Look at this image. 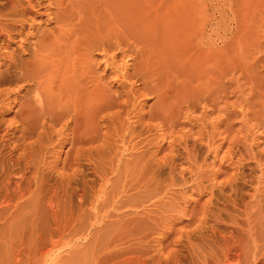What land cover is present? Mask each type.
<instances>
[{
  "label": "rangeland",
  "instance_id": "rangeland-1",
  "mask_svg": "<svg viewBox=\"0 0 264 264\" xmlns=\"http://www.w3.org/2000/svg\"><path fill=\"white\" fill-rule=\"evenodd\" d=\"M52 1H54V0H52ZM125 2H127L128 4ZM133 2H135V0L134 1H131V0H125V1L124 0H112V1H110L111 5L109 3H107L106 6H104L103 2L100 1V2H98L99 4L96 3V7H97V10H99L100 14H102V12H104L103 16L105 14H107L106 16H108V18H109V15H108L109 9H107V8H110V12L114 11L113 13L121 14L122 12L120 13V11H123L126 14H128V13H132V9H133L134 5L136 6V4L137 5L140 4L141 6L145 7V5L148 6V3H149L148 0H144V1L143 0H139V1L137 0V2H135L134 5H132ZM129 4H131L132 6ZM128 5L130 7H132V9L130 7H128ZM140 5L134 7L135 10H133V12H136L137 10H139ZM112 6H113V8H112ZM99 7H103V9L104 8H106V9L102 10V8H100L101 9L100 10V9H98ZM137 7H138V9H136ZM174 7L176 10L173 11ZM129 8L131 9V11ZM171 8H172V11L170 10V12H172V14H177L178 17H177V15H173V17H172V15L170 14L169 26L167 25L168 23L165 22V16H164L165 12L162 9L163 14L162 13H160V14H161V17L163 20L162 19L156 20V25H155L156 28L159 29V30L156 29L157 30L156 31L157 37H154V39H152L153 41L149 40V39L146 40L147 42H145L143 44V47L138 46V47H141V49H139L138 47L137 48L134 47L135 45L134 46L132 45V47H131L132 52L133 51L135 52L138 50L143 51V49L145 47V53L146 54L143 53L144 51L140 52L141 53L140 62L142 61V65H143L144 61L151 63V65H149L150 63L148 64V70L151 72L152 77L150 78L149 81L148 80L143 81L141 78V75H139V73H137L139 71L134 70V67H132V65H129L128 66L129 68H127L129 74H133V72H136L138 74V76L136 77L138 79H136V78L130 79V81L133 80L132 82H133L134 90L136 92L137 91L138 92L136 93L137 96H136L135 104H134L135 107L133 108L134 110L130 109V112H129L130 114H129L128 119H127L128 126H130L132 133L128 134V136L126 137V140L130 141L132 136L134 137L131 139L129 144H126L127 148H129V146H130V149H128V150H130V152L128 150H127L128 152L126 151L127 156L124 153H123V156H121L122 154H119L123 150L122 142L120 141V139L118 140V137H117V135H121V131L118 132V129H117V134L112 133V131H113L111 128L112 125H108L110 127H108V126L104 127V125H101L102 119H98V120L96 119L98 121L96 123L98 126L95 124V122L92 124L95 127L94 128L92 126L93 127L92 131L94 132V135H95V136L94 135L93 136L97 139L96 141L93 142L92 150H91V147L90 148L88 147V145L87 146L84 145L83 147L85 148V150L82 148L83 151L81 152L82 155L80 154V156H78V153L76 154V151H78L77 150L78 146L77 145L75 147L71 146V142L73 140H71L70 138H72L71 132L73 133V128H74L72 123H69L67 132L62 131L63 134H61L60 136L57 137L56 134L50 135L51 136L50 137L51 143H50V141L47 142L46 140H44L45 141L44 146L47 148L49 147L48 148L49 151L47 148L46 149L45 148L40 149L41 146L43 147V145L40 144L39 141H37V139H35V137H33L32 139H29L32 141H29V140L25 141V144L27 142L29 144L28 149H26L27 152H22L21 149H18L17 151L9 154L8 147H5V149L3 151L4 153L1 155L2 157H0V160L4 158L3 160L6 159V161H7L9 155L13 159L18 158L19 155H21L20 153H22V155L26 154V157L29 156V158H24L25 157V155H24L23 159L20 158V165H22L20 169H22V170L25 169V170L23 173H22V171L18 172L16 170L15 172H17L18 175L17 176L16 175L11 176V179H10L11 189H13V187H14L13 184L15 183V181H18L21 178V175H23V174H24L23 176H25L24 180L26 178L25 181L28 182L30 184V186L28 187L29 191L25 190L23 192L24 193L23 197H20V195H18V194L16 195L13 192V190L8 192L9 194H11L10 199H11V196H12V198H14V199L10 200L9 202H8V199L5 200V198H6L5 193L0 191V200H1L0 201V264H212L210 262L211 259H212L213 264H216V262H214V261L215 260L217 261L218 255H220V254H218L219 252H217V251H218L219 247H220V249H222L221 246H223L222 244L220 245V243H219V242H221L220 238L224 239V237H220L219 233L222 230L220 233L221 235H224L225 232H227L229 234V231H231V229H233V228H236V229H234L235 237H232L233 241H236L238 239L242 242V240H243L244 241L243 244L245 245V247L246 248L249 247V249H250L249 250L247 248L248 250L246 249V251H245V257H246L245 261H244L245 264L249 260H252V263H250L251 262L250 261L247 264H254L253 262H255V264H264L262 257H260V254L262 252L260 250H262V248L259 249V247H262V242H264V238L260 237V235H258L260 233L262 234V231H261V224L259 221H257L259 218L261 219V217H258V214L263 213V215H264V212L261 211L262 209L264 210V207H261L262 204H264V192L262 193V191H264V0H172ZM106 16H104V18ZM43 20H45L44 17L41 19V21H43ZM175 21H176V23H175ZM173 22H174V24H172V26H170L171 23H173ZM38 25L41 28L46 29V30L49 26H53V24H49L47 22H46V24L40 23ZM177 27H178V29H177ZM167 28L169 29V33L166 32L168 30ZM200 28L203 30L201 31ZM170 30L174 31V32H171V35H170ZM181 30H183V31H181ZM163 33H165V35ZM167 33L171 37L166 36ZM172 34H173V37H172ZM200 37H202L203 43L199 49V46H197L195 42ZM176 38H178L177 39L178 41L176 40ZM165 40L169 41L170 44L168 42H165ZM180 40H182V41H180ZM184 40H185V42H184ZM170 41H172V43ZM179 41L182 43L180 44ZM148 42H150V43H148ZM166 43H168V44H166ZM19 44H20V42L17 39L15 43L10 44L6 49H3L2 52H4L7 55H10L11 52L17 54V50H14V49H17ZM148 44H150V45L155 44L154 45L155 48H154V46L153 47L151 46L152 48H147L150 46ZM158 44L161 47H159ZM156 46H157V49H156ZM191 46H193V47H191ZM195 46H197V48ZM146 48L149 51H151V53L154 51H157V52L152 53V56L155 55V53H157L155 56H157L158 59L155 57H150L149 55H151V53H149V55H148L149 58H148V56H147L148 51L146 50ZM158 49H160V50L158 51ZM188 49H189V51H188ZM127 55L129 56V57L127 56L125 58V59L128 58L127 60H125V61H127V63L134 64L135 66L138 65L137 62L136 63L134 62V61H136V58H137V57H135V55L134 56L131 55L130 52H127ZM130 56L132 58H130ZM162 56H163V58H162ZM152 58H154L155 60L157 59V61H155V60L152 61L151 60ZM203 58H205L206 60ZM95 59L100 60L99 57H96ZM116 59H117L116 60L117 64H119V62L122 61V57L119 55ZM162 60H164V61H162ZM131 67H132V69H130ZM1 70H3V68H0V71ZM160 71L163 72L164 74L163 73H162L163 75L159 74V73H161ZM108 72L106 73L107 77L105 75V78H106L105 80H107L106 82L111 84L110 85L111 91L119 90V89H117L116 85H113L114 84L113 81L115 80V77L113 80V76H115V75L113 73H111L110 71H108ZM130 72H132V73H130ZM159 75H161V76H159ZM159 77H160V79H159ZM169 77L170 78L172 77L171 80L169 79ZM137 80H139V82H137ZM140 80H142V81H140ZM171 81H172L173 85H172ZM150 85H152V87L156 86V88L154 87V89H153L152 87H150ZM168 85H170V86H168ZM115 86H116V88H115ZM144 86H145V88L150 87L151 91L148 88H146L147 90H144ZM141 87H143V88H141ZM197 90H198V92H197ZM146 91L148 92V94ZM155 91H157L158 94L160 93V91H162L161 93H163V91H164L165 96L167 97V98L165 97L166 99H164V97L160 98V102L162 101L161 102L162 107L160 109H158L160 106L157 107L159 104V101L157 100L158 98L155 97L157 95V93ZM176 91H177V93H176ZM140 92H143V93H140ZM155 93H156V95H154ZM149 94H151V95H149ZM178 95H179V98L181 99V100L178 99L179 102H178V100H175L176 98H178ZM172 98L174 99V101ZM136 100H137V103H136ZM156 100H157V102H156ZM153 105H155V106L153 107ZM163 106H164V108H163ZM156 107H157L158 111L159 110L162 111V110H165V108H168L166 111H162L163 116H165V117L162 116V113H160V111L158 112V115H156L157 114L156 113V111H157ZM151 109L154 110L155 113L152 112ZM170 109L171 110L173 109L172 113H171ZM115 110L116 109H112L110 111V113L116 112ZM133 111H135V112H133ZM149 111H151L152 113ZM183 112H184V114H183ZM13 113L14 112H9V113L5 114L4 118L6 120L12 119L11 117L13 116ZM103 114H107V113H103ZM133 114H135L136 116L138 115V116L136 117ZM143 114H144V116H142ZM151 114H153L154 117ZM102 115H100V117H102ZM169 115L172 117H170ZM133 116H134V118H132ZM158 117L162 118L163 120H161ZM149 118H151L152 120ZM147 119H149V121ZM174 119H176V120H174ZM99 120H101V122ZM166 121L167 122L169 121V123L172 121L171 123L174 125L173 128L169 129V127H167V125H165ZM150 123H151V125H149ZM113 124H114V126H112L113 128L114 127L118 128V123H113ZM135 124H136V127L138 126V128H136L134 126ZM143 124H145V125H143ZM146 124H147V126H146ZM131 125H132V127H131ZM197 125H200V127H203V132H207V130H209L210 133H209V131H208V133L211 134V131H212V134H214V136L213 135H211V136L214 138L213 139L214 142L216 140H218L219 137H220V139L218 140V142H222V138L226 139V143L228 141L230 142V140H234L235 143L237 142L236 143V146H237L236 158H238V160L240 159L241 163L246 165V166H244L243 172H244V174H246L247 177H248V175L250 176V177H248L249 180L247 179L248 180L247 182L252 181L251 185L249 183L246 186L244 185L245 187L242 186L241 187L242 190L240 188L239 192H237V194H234L233 192H231V190L229 188L228 189L230 191H228L227 188L224 190H220V188L218 187V186H220L219 184H221V182L223 180L224 181H225V179L227 180L229 178L227 176L228 175L231 176V174L233 173L232 169H229V168L222 169L220 174L217 172L218 174L216 176V179L214 180L215 185H216V189L219 190L220 192L217 191L216 189H214L215 191L214 190L213 191L215 192V194H212L213 196L211 194H207V192L208 193H210V192L206 191L205 189L208 188V186H209L208 183H210V180H211V173L213 171L216 172V170H218L219 161H217L214 166H211V164H212V163H210V162H212V160L210 158L211 154L210 153H209L210 155L206 154L205 149L203 150V148H201V153H199V155L201 154L200 158L198 156V158H196V161L198 162V160H199L198 165L201 163V165L203 166L202 167L201 165H199V166H201V169H200L201 173L204 171L206 173L204 175H206V176L208 174H210L209 176L206 177V179L209 178V180H206L205 177L204 178L200 177V176L198 177L199 182L200 183L202 182V184L194 183V182L198 181V178L195 177L196 179L195 178L193 179L190 175L185 173L184 178H185V176L188 175L189 179H187L188 178V176H187L184 179V181H186V179H187V181H189V182H187V183L185 182L183 184V187H182V185H181L182 182L179 181V176L176 175V179H178L179 182L177 181V183H175L172 186H169V188H168L167 185L170 184V181L167 178V171L163 170L162 171L163 173L162 172L160 173L161 179L159 176H157L158 179H156L157 181L154 183V184H158L159 186L158 185L154 186L153 182H151L152 180H147V182L148 181L151 182L150 184H152V186L149 184V182H148V184L150 186L146 185L147 182L145 183L146 187L148 189H150V191L153 188V186H154V189L157 188L156 186H158V188L161 187L159 189L158 188L155 189L154 194H153L154 189H152V191L150 192L147 190L145 185H144V188H146V190L143 188L140 191L142 196H143V194H145L143 196V199H142L141 195H137V194L133 193L132 191H131L132 194L130 193V191H128L126 193L125 192L120 193V195H117V194H119V192H117V194H114V191L112 188L115 187V184L118 185V188H119V185L121 184V182H120L121 177H120V179L118 177H119V175H121L122 171H124V167L131 168V165L133 164L131 159L133 157H136V156L139 157L140 156V159L145 160V159H147V155L149 154L148 152H150L149 150H151V152L154 151V149L158 150L155 147L158 148L159 145H161L162 148H161V146L159 147V150L157 151L156 155H157V157L158 156L164 157L165 155L168 154L167 148H168L169 144L173 141L172 138H178L181 134H184V135L186 134L187 141L189 142L187 144V146H188L187 149H189L190 145H192L191 143H193V141H195L196 138L198 139V131L201 128ZM207 125H209V126H207ZM100 126H102L104 128H102ZM212 126H216V127L218 126V127L211 130ZM56 127L58 128V127H60V125H58ZM56 127H55V130L57 131L58 129ZM147 127H149V129H147ZM152 127H154V129ZM107 128H109L110 131L106 130ZM99 129H101V130H99ZM155 129H156V132H155ZM157 129H160V131ZM225 129H226V131H225ZM227 129H229V130L227 131ZM146 132H149V133H146ZM107 133L110 134L112 136V138ZM169 133H170V137H168ZM98 134L99 135L101 134V136H99ZM139 134L141 135V137ZM165 134H166V136H165ZM173 134H175V135H173ZM129 135H130V137H129ZM162 135L164 136L163 138H162ZM17 136H18V134H17ZM102 136H105L106 138H107V136L110 137V139L107 138L108 144L109 143L110 144L109 145L107 144L106 148H105V146L102 147V142L100 141V138H99ZM66 137L67 138L69 137V138L67 139ZM138 137H140V138H138ZM190 137H192V138H190ZM54 138H56L58 140L56 141V139H54ZM112 139H114V140H112ZM157 139H160V140H157ZM33 140H34V142H33ZM70 140H71V142H70ZM111 140L115 143H113ZM134 140H135V142H133ZM161 140H163V141H161ZM191 140H193V141L191 142ZM59 141L60 142L64 141V144L63 145L60 144L61 145L60 146L58 144V143H60ZM118 141H120V142H118ZM30 142H31V144H30ZM32 142H33V145L37 144V146H34L35 148L32 147L33 146ZM35 142H37V143H35ZM137 142L138 143L140 142V144L138 145ZM166 142H167V144H166ZM218 142L216 141L215 143L218 144ZM111 143H112V145L117 144L119 146L118 147H117V145L111 146ZM146 143H147V146H144ZM226 143L224 144V148H222L220 150L219 155H218V159H220V157L222 156V153L225 151V147L227 145ZM52 144H54L53 147H52ZM153 144H154V146H153ZM30 145H32V146H30ZM56 146H58V147H56ZM108 146H110V147H108ZM59 147H61V148H59ZM121 147H122V149L120 150ZM133 147H135L134 149L136 150L137 154H136L135 150L133 149ZM141 147H143V149L148 151L147 152L148 154ZM30 148H34L33 151L35 154L33 153L32 149L29 150ZM178 148L181 151V147H178ZM35 149H39V150H37L39 153H37V151ZM86 149H87V152H86ZM50 150H51V152H50ZM116 150H117V153H116ZM160 150H161V152H160ZM202 151H204V153H202ZM44 152L45 153L47 152V154L45 155ZM138 152H139V154H138ZM165 152H166V154H165ZM69 153H70V155H68ZM87 153L89 154L88 156H87ZM111 153H112V155H111ZM33 154H34V157H32ZM36 154H38V156H41V157H37ZM94 154H95V156H93ZM131 154H133V155H131ZM203 154H205V155H203ZM4 155H6V156H4ZM43 155H44V158H43ZM74 155L78 156V157L76 158ZM107 155L108 156L111 155L110 158H112V160L115 158L116 159L119 158V155H120V158L124 157L123 163H121L122 159L120 160V164L121 165L123 164V168L119 166L120 164L118 165L120 167V169L117 166L115 167V165H116L115 160L116 159L114 160L115 162H110L113 165L112 166L113 171L110 170L111 166L108 167V170L106 168H104V166H105L104 162L107 161L106 160ZM143 156L144 157L146 156V158H141ZM30 157H31V159H30ZM79 157H81V158H79ZM162 157H160V158H162ZM203 157H205V158H203ZM125 158H127V161L130 160V162H128L129 163L128 165L130 167L128 165L125 166V164H124L126 161ZM24 159H28L27 160V161H29L28 167L27 166L23 167L24 166ZM34 159H36V160H34ZM79 159H81V160H79ZM31 160L33 161V163ZM43 160H45L46 162ZM77 160L79 162L76 165L74 163ZM85 160H87V161H85ZM34 161L36 162V164ZM43 162H45V163H43ZM55 162H56V164H55ZM257 162H258L259 166H256ZM108 163H109V161H108ZM180 163H181V161H180ZM202 163L206 164V166L203 165ZM207 163L208 164L210 163V164L207 165ZM32 164L35 166L34 169H33L34 166ZM37 164H39L40 167H38ZM44 165H45V168L47 167L46 169L43 167ZM52 165H53V167H51ZM226 165H227L226 163L223 164V166H226ZM92 166L95 167V170L96 169L97 170L91 171L90 169H94V168H92ZM26 167L29 169H27ZM89 167H91V168H89ZM255 167L256 168L259 167V168H257L258 170L255 169ZM215 168H216V170H215ZM114 169L117 172H114ZM178 169H179V166L177 165L176 171H178ZM202 169H204V170H202ZM43 170L45 171V174H43L44 173ZM52 170H53V172H52ZM77 170L81 171L80 172L81 174L76 172ZM250 170H252V172ZM0 171H1L0 172V181H2L4 179V177L2 174V166L1 165H0ZM97 171L100 174H102V177H104L103 180L105 179V181H106V179L109 178L110 181H109V183H107V188L105 189V193H107V194L106 195L104 194L103 196H100L99 198L94 199V197L96 198L97 195H99V194H97V193H99L97 191H99L98 189L101 187L100 185L105 183V181L103 182V180L101 182L102 177L100 176L99 173H96ZM164 171H165V173H164ZM209 171H211V173ZM93 172H94V174H93ZM19 173H22V174H19ZM48 173H49V175L51 173L52 174L49 176ZM46 174H47V176H46ZM56 174H57V176H56ZM61 174H63V175H61ZM202 174H200V175L202 176ZM38 176H39V180L37 178ZM42 176H44V179L42 178ZM31 177H32V179H31ZM48 177H52V178H49L50 179L49 180ZM162 177L164 179H162ZM191 178L194 181H192ZM201 178H203V179H201ZM256 178H257V182H255ZM258 178H259V180H258ZM33 179L36 180L37 183ZM42 179H43V181H42ZM200 179H201V181H200ZM72 180L74 181V183L71 182ZM162 180H163V183H162ZM33 181L35 184L34 183L32 184ZM82 181L84 184H85V182L86 183L89 182L91 184L90 186H92V187H90L89 184H85V185L82 184L81 183ZM190 181H192V182H190ZM206 181H208V183H206ZM214 181H213V183H214ZM258 181L259 182L261 181L263 183H261V182L258 183ZM26 182H23V183H26ZM66 182H67V185H66ZM36 184H40L41 186L42 185H44V186H42L40 189H38L35 187ZM195 184L198 187H196ZM203 184L204 185L207 184V185L203 186ZM259 184H260V186H259ZM45 185H46V187H45ZM161 185L164 187H162ZM68 186L70 188H68ZM81 186H83V187L85 186V187L81 189ZM87 186H89V187H87ZM108 186H109L110 191L108 189ZM200 186L201 187L203 186L204 188H200ZM110 187H112V188H110ZM116 187H115V189H117ZM254 187L258 188L259 191L262 190V191H260V193H257V195L255 196V198H257V199L250 198L251 194H253ZM67 188L69 191L67 190ZM88 188L93 192L87 190ZM198 188H199V190L200 189L201 190L199 191ZM31 189H32V191H31ZM74 189H75V191H74ZM84 189H86L87 191H85ZM107 189L109 192L106 191ZM111 189H112L113 193L111 192ZM143 190H145V191H143ZM157 190H160V191H157ZM202 190H204V191H202ZM33 191H35V193L37 195H35V193ZM36 191H38V193ZM190 191H192V193ZM121 192H122V190H121ZM12 193L14 194V196ZM54 193H55V195H54ZM140 193H138V194H140ZM150 193H152V195H150ZM38 194H41V195H38ZM81 194L86 195L85 196L86 203H85V201H83L84 207L83 206L79 207V203H81V201H82L80 199ZM111 194H112V197L110 196ZM113 194H114V196H113ZM121 194H122V196L125 194L126 195H125V197L123 196V198H122ZM134 194H135V196H133ZM216 194H218V195H216ZM65 195H68V196H65ZM79 195H80V198H79ZM182 195H183V197H182ZM209 195L212 197H214V195H215V197L209 198ZM130 196H131V198L132 197L133 198L129 199ZM184 196H185V199H184ZM228 196H229V198H228ZM236 196L238 197L239 200L237 199ZM259 196H261V197H259ZM49 197H51V198H49ZM91 197H93V200ZM103 197H106V198L109 197L113 203L110 200H108V198L103 199ZM113 197H114V199H113ZM230 197H232V199ZM16 198H18V199H16ZM119 198H120V200H122V199L125 200V198H126V200L122 204L123 200L121 202L119 200ZM136 198L142 199V202H140L141 204L138 203V205L136 204V205L131 206V207L128 204H126L127 200L133 201ZM262 198H263V200H261ZM49 199H51V201H53V205H52L53 211H58V209H56V208L53 209L55 206H57V208H60L59 211L57 212L58 216H59L58 218L60 219V221L57 218V220H55V223H54V220L52 218L53 211H51V209L48 207V205H46L47 201ZM87 199H89V200H87ZM138 199H136V200H138ZM208 199H210L212 201H210ZM230 199H231L232 203L230 202ZM94 200L95 201L97 200V202L94 203ZM28 201H30V202H28ZM35 201H38L39 204H37L38 202H35ZM233 201L235 202L236 206H237L238 201H240L238 204H239V206L241 205V207H239V206L236 207L234 205ZM7 202L9 205L5 204ZM91 202H93L95 207L97 206V208H96L97 210L91 204ZM117 202H118V204H120V203L121 204L118 205ZM174 202H175V204H174ZM16 203H18V204L16 205ZM87 203L88 204L90 203L91 205L90 204L88 205ZM107 203H108V205H110L109 207H108ZM204 203H205V205H204ZM208 203H210L211 205H209ZM85 204H87V205H85ZM111 204H113L114 209H113V206ZM90 206H93L94 208L90 207ZM127 206H128V208H131V210L130 209L125 210V208H127ZM136 206H138V207H136ZM243 206H244V208H242ZM110 207H112V208H110ZM203 207L204 208L206 207L209 211L208 212L205 211L206 209L203 210ZM223 207H224V209H223ZM232 207H234V208L231 209ZM245 207L250 209V210L252 209L251 211L253 213H251V211L247 210ZM17 208H18V210H17ZM240 208H242L243 210ZM121 209L123 211H121ZM132 209L134 210V212ZM210 209L212 211H210ZM234 209L235 210L239 209V211H242V212H239V215H237L238 211H235ZM35 210H37V211H35ZM78 210H80V212ZM90 210H91V213H90ZM114 210H115V212L113 213ZM61 212H63V213L61 214ZM68 212L70 214L71 213L72 214L70 215V214H68ZM92 212L94 214H92ZM202 212H204L205 214H202ZM210 212H212V213H210ZM213 212H215L214 215H213ZM233 212L235 215H232ZM244 212H246V213L250 212V215H249L250 219L248 221H251V222H249L248 224H250V226H252L251 227L252 229L253 228L255 229V230L253 229L251 233L257 237H250L252 240L246 236V234H247L246 228L247 227L244 228L245 227L244 226L245 221H244L243 225L240 224V222L242 220H240V222L237 221V219L238 220L242 219V218H240L241 216L245 217V215L243 214ZM226 213L227 214L230 213L231 215H227ZM80 214H82V217L85 214L86 217L82 218L80 216ZM90 214H92V216H90ZM209 214H211V216ZM240 214H241V216H240ZM62 215L64 216L63 219H65L67 217L65 215H68L69 218H72V219H69L67 217L66 220L67 219H69V220H67L68 222L66 223V220L63 221V219H62ZM122 215H126V216L123 217ZM128 215L135 216V218L133 219L132 216L129 217ZM201 215H203V217L205 216L207 219L205 218L206 220H203L204 218ZM263 215H262V218H263ZM78 216L81 218L78 219ZM93 216L94 217L96 216V217L93 218ZM136 216H138L139 218L138 217L136 218ZM199 216H201V217H199ZM208 216H210V217H208ZM229 216H231V217L229 218ZM237 216H239V217H237ZM53 217H54V215H53ZM122 217L124 219L128 220V221L124 220L126 223L123 225L121 223V222H124ZM140 217L142 218V220ZM214 218H216V219L213 221L212 219H214ZM255 218H257V219L255 220ZM82 219H83V221H82ZM116 220H118V221L120 220V221L118 222ZM129 220H131V222ZM235 220L237 222H235ZM74 221H76V222H74ZM254 221H256V222L254 223ZM262 221L263 220H261V222ZM58 222L59 223L61 222L60 225L58 224ZM204 222L205 223L208 222V223H206L207 225ZM212 222L213 223L216 222L218 225L216 223L213 225ZM230 222L232 224V227H229V226H231ZM234 223L235 224L239 223L238 224L239 227L244 226L243 228L245 230L242 227H241V229L240 228L237 229L238 226L234 225ZM242 223H243V221H242ZM200 224L205 225V227H204L205 230H204L203 226L200 227L202 229L197 227ZM220 224H221V226H219ZM248 224H247V226H248ZM130 225H131V227H130ZM209 225H212V227L215 230L212 229V227ZM57 226L60 228V231L58 230L59 228L57 229ZM254 226L255 227L257 226L258 228L256 229ZM259 227H260V229H259ZM124 228H125V230H124ZM56 229H57V231H56ZM130 229H132V230H130ZM199 229L203 230L204 232L200 231ZM211 229L213 232L211 231ZM61 230H63V231H61ZM72 230H74V231L76 230L75 231L76 233ZM258 230L260 231V233ZM124 231H126L127 233ZM197 231H199V232H197ZM209 231H210V233H209ZM58 232L60 234H62V236H60V234ZM235 232L240 233V234H235ZM200 233H201V235H203V237L200 235ZM211 233L215 234V236H217V237H212ZM228 234H225V235H228ZM237 235H241V236L239 237ZM120 236H122V237H120ZM253 239L256 240V242H258L260 244V245L258 244V249L260 252L257 251V253H256V256L258 255V257H256L255 255L250 253L251 249L253 247V245L251 247L250 244H252L251 242H253ZM218 240H220V241H218ZM248 240H249V242H248ZM221 243H223V242H221ZM216 244L219 246H217ZM246 245H248V246H246ZM215 246H217L218 249ZM248 251L254 257L253 256L250 257V255L247 256L249 254ZM215 253L217 254V257H216ZM220 253H221V251H220ZM213 256L216 258L214 259ZM255 257H256V259H255ZM250 258H252V259H250ZM234 259H235V256H234Z\"/></svg>",
  "mask_w": 264,
  "mask_h": 264
},
{
  "label": "bare ground",
  "instance_id": "bare-ground-1",
  "mask_svg": "<svg viewBox=\"0 0 264 264\" xmlns=\"http://www.w3.org/2000/svg\"><path fill=\"white\" fill-rule=\"evenodd\" d=\"M102 1L104 6H106L107 3H110V1L112 0H0V68H3V70L0 71V157H2L1 155L4 153V149L5 147H8L9 149V154L17 151L18 149H21L22 152H27L26 149H28L29 147V144L28 142L25 144V141L26 140H29V139H32L33 137H35V139H37V141H39L40 144L43 145V147L41 146L40 149L42 148H47L44 146L45 144V141L46 140L47 142L50 141L51 143V139H50V135H53V134H56V136H60L61 134H63L62 131H66L68 130V125L69 123H72L74 128H73V133L71 132L72 134V138H70L71 140H73L71 142V146L72 147H75L76 145L78 146L77 150L76 151V154L78 153V156H80L81 152L83 151V149L85 150V148L83 147L84 145L87 146L90 148L91 147V150H92V145H93V142L96 141L97 139L94 137V132L92 131L93 129V123L95 122V124L98 122L97 120L98 119H102V124L101 125H104L105 126H108V125H112L114 126L113 123H118V128H112V133H116L117 134V129H118V132L121 131V135H117L118 137V140L120 139V141L122 142V145H123V150L122 152H120L119 154H122L121 156H123V153L126 155V151L128 149H130V146L129 148L126 147V144H129V142L131 141L132 138H134L132 135V138L130 139V141L126 140V137L128 136V134H131V129H130V126H128V116H129V112H130V109H133L135 107V99H136V92L134 90V87H133V80L130 81V79L132 78H136L138 76L137 73H139V75H141V78L143 81H149L150 78L152 77V74L151 72L148 70V63L147 61L143 62V65H142V61L140 62V58H141V53L140 52H143L144 54L145 53V47L143 49V51L141 50H138V51H131L132 50V45L134 47H138V46H141L143 47V44L145 42H147L146 40H152L154 39V37H157L156 35V31L159 30L158 28H156V20L158 19H162L161 17V14H163L162 12V9L164 10V16H165V22L168 23L167 25L169 26V23H170V14L172 15H177V14H172V12H170V10L172 11V8H171V3H172V0H148L149 3H148V6L145 5V7L139 6V10H137L136 12H133V10H135L134 7L138 6L136 4V6L134 5L135 2H137V0H135V2L132 3V5H134L133 9L132 7H130L129 4L128 7H130L132 9V13H128L126 14L125 12L123 11H120L121 14H117V13H113L114 11L110 12V8H107L109 9V18L108 16H106L107 14H105L104 16H106L104 18L103 14L104 12H102V14L99 13V10H97V7H96V3L99 4L98 2ZM125 1V0H124ZM131 1H134V0H131ZM139 1V0H138ZM144 1V0H143ZM123 2V1H122ZM124 3V2H123ZM127 3V2H125ZM128 4V3H127ZM131 5V6H132ZM142 7V8H141ZM102 8V10L106 9L103 7H99L98 9ZM113 8V6H112ZM129 8V9H130ZM130 9V11H131ZM138 9V7L136 8ZM101 10V9H100ZM123 10V9H122ZM161 10V11H160ZM176 10L175 7L173 9V11ZM118 12V11H117ZM103 16V17H102ZM45 18V20L41 21L42 18ZM176 17V16H175ZM178 17V15H177ZM173 19V18H172ZM183 19V18H182ZM163 20V19H162ZM173 21V20H172ZM180 21V20H179ZM49 23V24H53V26H49L46 29H43L41 28L38 24L40 23H45L46 24ZM185 22V21H184ZM187 22V21H186ZM176 23V21H175ZM173 23H171L170 26H172ZM196 26V25H195ZM159 27V26H158ZM169 28V27H168ZM167 28V29H168ZM157 29V30H156ZM176 29V28H175ZM178 29V27H177ZM176 29V30H177ZM201 29V28H200ZM162 30V29H161ZM180 30V29H179ZM203 29H201L202 31ZM183 31V30H181ZM169 33V29L166 31ZM171 32H174L173 30H170V35H171ZM178 32V31H177ZM167 35L166 36H170V35ZM165 35V33H163ZM177 34V33H176ZM194 35V34H193ZM187 36V35H186ZM171 37V36H170ZM172 37H173V34H172ZM181 37V36H180ZM175 38V37H174ZM18 39V41L20 42V44L18 45L17 49H14V50H17V54L16 53H12L10 55H7L5 54L3 51V49H6L10 44L12 43H15L16 40ZM157 39V38H156ZM178 38H176L177 40ZM180 39V38H179ZM182 39V38H181ZM153 41V40H152ZM160 41V40H159ZM178 41V40H177ZM182 41V40H180ZM179 41V42H180ZM190 41V40H189ZM165 42H168L167 40H165ZM164 42V43H165ZM172 43V41H170ZM185 42V40H184ZM183 42V43H184ZM191 42V41H190ZM150 43V42H148ZM166 43V44H168ZM182 42H180L181 44ZM197 46H199V49H200V46H202V43H203V40H202V37L198 38L197 41L195 42ZM170 44V43H169ZM175 44V43H174ZM179 44V45H180ZM187 44V43H186ZM146 45V44H145ZM150 45V44H148ZM147 45V46H148ZM155 44H151L149 47L147 48H152ZM172 45V44H171ZM184 45V44H183ZM191 45V44H190ZM152 46V47H151ZM159 46V44H158ZM197 46H195L197 48ZM133 47V48H134ZM141 47H138L139 49H141ZM161 47V46H159ZM171 47V46H170ZM189 47V46H188ZM193 47V46H191ZM194 47V48H195ZM146 48V50L148 51V54L147 56L149 55V53H151V51H149L148 49ZM155 48V46H154ZM13 49V48H12ZM156 49H157V46H156ZM163 49V48H162ZM161 49V50H162ZM160 49H158L159 51ZM165 50V49H164ZM13 51V50H12ZM189 51V49H188ZM202 51V50H201ZM200 51V52H201ZM212 51V50H211ZM6 52V51H5ZM127 52H130L131 55H135L136 58V61H134L135 63L137 62L138 65H134V64H129L127 63V59H125L128 55H127ZM154 52H157V51H154ZM152 52V53H154ZM177 52V51H176ZM142 53V54H143ZM152 53L151 55H149L150 57H155L158 59L157 56H155L157 53H155V55L152 56ZM216 53V52H215ZM198 54V53H197ZM202 54V53H201ZM213 54V53H212ZM119 56L122 57V63L119 62V64H117L116 62V58ZM159 55V54H158ZM163 55V54H162ZM165 55V54H164ZM175 55V54H174ZM196 55V54H195ZM207 55V54H206ZM148 56V58H149ZM161 56V55H160ZM159 56V57H160ZM166 56V55H165ZM172 56V55H171ZM194 56V55H193ZM96 57H99L100 60H96L95 58ZM129 57V56H128ZM134 57V58H135ZM120 58V57H119ZM130 58H132L130 56ZM163 58V56H162ZM161 58V59H162ZM191 58V57H190ZM143 59V58H142ZM157 59L155 60L154 58H152L151 60H155L157 61ZM166 59V58H165ZM205 59V58H203ZM135 60V59H134ZM145 60V59H144ZM160 60V59H159ZM206 60V59H205ZM151 61V62H152ZM161 61V60H160ZM164 61V60H162ZM159 62V61H158ZM121 63V64H120ZM154 63V62H153ZM161 63V62H160ZM157 64V63H156ZM129 65H132V67H134V70L136 71H139V72H133V74H129L128 72V69L129 68L128 66ZM151 65V63L149 64ZM153 65V64H152ZM161 65V64H160ZM154 66V65H153ZM132 67L130 69H132ZM161 67V66H160ZM150 68V67H149ZM110 71L111 73H113L115 76H113V80H114V77H115V80L113 81L114 84L113 85H116L117 86V89L119 90H116V91H111V84L106 82L107 80H105V75L106 73ZM159 72V71H158ZM161 72V71H160ZM109 73V72H108ZM110 73V74H111ZM132 73V72H130ZM156 73V72H155ZM163 72L159 73V74H162ZM164 74V73H163ZM162 74V75H163ZM157 76V75H156ZM161 76V75H159ZM107 77V75H106ZM109 78V77H108ZM162 78V77H161ZM165 78V77H164ZM167 78V77H166ZM172 78V77H171ZM171 78L169 77V79L171 80ZM138 79V78H136ZM160 79V77H159ZM163 79V78H162ZM168 79V80H169ZM140 80V81H142ZM130 81V82H129ZM158 81V80H157ZM160 81V80H159ZM164 81V80H163ZM162 81V82H163ZM166 81V80H165ZM206 81V80H205ZM212 81V80H211ZM111 82V81H110ZM135 82V81H134ZM137 82H139V80H137ZM165 83V82H164ZM172 83V81H171ZM162 84V83H161ZM167 84V83H166ZM173 85V83H172ZM215 85V84H214ZM115 86V88H116ZM146 86V85H145ZM144 86V90H147L146 87L145 88ZM161 86V85H160ZM170 86V85H168ZM208 86V85H207ZM150 87H152V85H150ZM148 88L150 89L151 91V88ZM156 88V86H154ZM154 87H152L154 89ZM216 87V86H215ZM143 88V87H141ZM174 89V88H173ZM138 90V89H137ZM172 90V89H171ZM200 90V89H199ZM149 91V90H148ZM149 91V92H150ZM145 92V91H144ZM147 92V91H146ZM157 93V91H155ZM162 91H160V93L156 95V93L154 95H156L155 97H157L158 101H159V104L157 107H159L158 109H160L162 106L161 102H160V98L164 97V99H166L167 97L165 96V93L163 91V93H161ZM169 92V91H168ZM198 92V90H197ZM22 93V94H21ZM140 93H143V92H140ZM151 93V92H150ZM153 93V92H152ZM177 93V91H176ZM146 94V93H145ZM148 94V92H147ZM139 95V94H138ZM151 95V94H149ZM153 95V94H152ZM174 95V94H173ZM176 95V94H175ZM166 97V98H165ZM175 97V96H174ZM138 98V97H137ZM169 99V98H168ZM173 99V98H172ZM180 99L179 98V95H178V98H176L175 100H178ZM190 99V98H189ZM156 100V102H157ZM181 100V99H180ZM174 101V99H173ZM219 101V100H218ZM179 102V100H178ZM188 102V101H187ZM136 103H137V100H136ZM172 103V102H171ZM183 103V102H182ZM213 103V102H212ZM216 103V102H215ZM157 104V103H156ZM138 105V104H137ZM167 105V104H166ZM155 105H153L154 107ZM173 106V105H172ZM156 107V109H157ZM138 108V107H137ZM164 108V106H163ZM174 108V107H173ZM112 109H116L114 113H110V111ZM136 109V108H135ZM154 109V108H153ZM156 111V115H158V112L160 111ZM168 108H165V110H162V111H166ZM134 110V109H133ZM152 110V109H151ZM155 110V109H154ZM154 110H152V112H154ZM173 110V109H172ZM172 110L170 109L171 113H172ZM136 111V110H135ZM133 111V112H135ZM162 111H160V113H162ZM9 112H14L13 113V116L11 117L12 119L10 120H6L4 118V115L9 113ZM151 112V111H149ZM151 112V113H152ZM103 113H107V114H103ZM155 113V112H154ZM170 113V112H169ZM168 113V114H169ZM104 116H103V115ZM137 114V113H136ZM139 114V113H138ZM149 114V113H148ZM147 114V115H148ZM184 114V112H183ZM100 115H102V117H100ZM135 115V114H133ZM150 115V114H149ZM153 116V114H151ZM132 116V115H131ZM136 116V115H135ZM138 116V115H137ZM136 116V117H137ZM144 116V114L142 115ZM161 116V115H160ZM162 116H163V113H162ZM170 116V115H169ZM100 117V118H99ZM154 117V116H153ZM157 117V116H156ZM165 117V116H163ZM172 117V116H170ZM134 118V116L132 117ZM140 118V117H139ZM138 118V119H139ZM144 118V117H143ZM152 118V117H151ZM149 118V119H151ZM160 118V117H158ZM183 118V117H182ZM97 119V120H96ZM137 119V120H138ZM141 119V118H140ZM149 119H147L149 121ZM154 119V118H153ZM161 120H163L162 118H160ZM193 119V118H192ZM152 120V119H151ZM176 120V119H174ZM199 120V119H198ZM101 122V120H99ZM142 121V120H141ZM147 121V122H148ZM159 121V120H158ZM139 122V121H138ZM172 122V121H171ZM169 123V121L165 123V125H167V127H169V129L173 128V124L172 123ZM174 122V121H173ZM140 123V122H139ZM146 123V122H145ZM149 123V122H148ZM162 123V122H161ZM210 123V122H209ZM94 124V125H95ZM100 124V123H99ZM179 124V123H178ZM203 124V123H202ZM60 125V127H56ZM97 125V124H96ZM145 125V124H143ZM151 125V123L149 124ZM156 125V124H155ZM162 125V124H161ZM213 125V124H212ZM93 126V127H92ZM98 126V125H97ZM136 127V124L134 125ZM147 126V124H146ZM164 126V125H163ZM176 126V125H175ZM180 126V125H179ZM200 127V125H197ZM209 126V125H207ZM55 127L58 129L57 131L55 130ZM102 127V126H100ZM102 127V128H104ZM110 127V126H108ZM132 127V125H131ZM158 127V126H157ZM205 127V126H204ZM218 127V126H217ZM216 126H212L211 127V130L212 129H215L217 128ZM95 128V127H94ZM138 128V126L136 127ZM151 128V127H150ZM154 129V127H152ZM201 129L198 131V139L195 141L191 140V142L193 141V143H191L192 145H190L189 149H187V144L189 143L187 141V136L186 134H181L178 138H172L173 141L169 144L168 146V154L165 155L164 157L159 158L157 157L156 153L157 151L159 150V147L161 145L157 147H155L156 149L158 150H155L151 152V150H149L150 152L146 151L145 149H143V147H141L143 150H145V152L148 154L147 155V159L145 160H142L140 159V156L139 157H133L131 159V161L133 162V164L131 165V168H128V167H124V171H122L121 175H119V179H120V182L121 184L119 185V188H118V185L115 184V187L117 189L112 188L113 191H114V194H117V192H119V194L117 195H120V193H123V192H128L130 191V193L132 194L135 193L137 195H141L140 191L144 188V185L145 183L147 182V180H152L151 182H153V185H158V184H154L158 179L157 176L160 177L161 179V176H160V173L163 171V170H166L167 171V178L168 180L170 181V184L167 185V187L169 188V186H172L174 185L175 183H177L178 179H176V175L179 176V181L182 182V187H183V184L186 182H189L187 181V179H189V176L190 175L193 179L195 177H206L209 176L210 174H208L207 176L204 175L206 174L204 171L201 173V163L198 165V162L196 161V158H200V155L199 153H201V148H203V150L205 149V153L206 154H209L212 162L211 166H214L215 163L217 161H219V165H218V170H216V172H212L209 171L211 173V180H210V183H208V181H206V183H208V188H206L205 190L206 191H209L210 193L207 192V194H215V190L216 189V185H215V179H216V176L217 174L222 171V169H232L233 170V173L231 174V176H227L229 177L227 180L225 179V181L221 182V184H219L220 186H218L220 188V190H224V189H230L231 192H233L234 194H237V192H239V189L242 187V186H246L247 184L250 183L251 185V182H247L249 179L248 177H250L248 175V177L246 176V174H244L243 172V169H244V164L241 163L240 159L238 160V158H236V152H237V146H236V143L234 140H230V142L228 141L226 143V139H223L222 138V142H218V140H216L218 142V144H216L214 142V138L211 136L214 134H212V131H211V134L209 130H207V132H203V127H200ZM141 129V128H140ZM147 129H149V127H147ZM101 130V129H99ZM106 130H109V128H107ZM143 130V129H142ZM160 131V129H157ZM162 130V129H161ZM219 130V129H218ZM229 129H227L228 131ZM95 131V130H94ZM110 131V130H109ZM108 131V132H109ZM154 131V130H153ZM166 131V130H165ZM209 131V133H208ZM226 131V129H225ZM234 131V130H233ZM65 132V133H66ZM96 132V131H95ZM99 132V131H98ZM134 132V131H133ZM155 132H156V129H155ZM164 132V131H163ZM184 132V131H183ZM223 132V131H222ZM64 133V134H65ZM97 133V132H96ZM100 133V132H99ZM103 133V132H102ZM145 133V132H144ZM146 133H149V132H146ZM159 133V132H158ZM165 133V132H164ZM163 133V134H164ZM180 133V132H179ZM189 133V132H188ZM217 133V132H216ZM18 134V136H17ZM108 134V133H107ZM119 134V133H118ZM196 134V133H195ZM240 134V133H239ZM94 135V136H93ZM99 135V134H98ZM97 135V136H98ZM109 136H111L110 134H108ZM140 135V134H139ZM138 135V136H139ZM168 135V134H167ZM175 135V134H173ZM189 135V134H188ZM227 135V134H226ZM64 136V135H63ZM66 136V135H65ZM101 136V134L99 135ZM166 136V134H165ZM192 136V135H191ZM196 136V135H195ZM217 136V135H216ZM70 137V136H69ZM68 137V138H69ZM130 137V135H129ZM141 137V135H140ZM138 137V138H140ZM156 137V136H155ZM164 136L162 135V138ZM168 137H170V133L168 135ZM176 137V136H175ZM226 137V136H225ZM67 138V137H66ZM67 138V139H68ZM100 138V141L102 142V147L107 146L108 144V139H110V137L107 136V138L105 136H102V137H99ZM112 138V136H111ZM159 138V137H158ZM192 138V137H190ZM218 138V137H217ZM56 139V138H54ZM65 139V138H64ZM117 139V138H116ZM115 139V140H116ZM129 139V138H128ZM155 139V138H154ZM233 139V138H232ZM251 139V138H250ZM58 139H56L57 141ZM114 140V139H112ZM111 140V141H112ZM142 140V139H141ZM157 140H160V139H157ZM164 140V139H163ZM161 140V141H163ZM168 140V139H167ZM236 140V139H235ZM29 141H32V140H29ZM36 141V140H35ZM55 141V142H56ZM118 141V142H120ZM237 141V140H236ZM34 142V140H33ZM33 142H32V145H33ZM46 142V143H47ZM54 142V143H55ZM60 142V141H59ZM113 142V141H112ZM135 142V140L133 141ZM154 142V141H153ZM37 143V142H35ZM115 143V142H113ZM155 143V142H154ZM159 143V142H158ZM227 144L226 147H225V151L222 153V156L220 157V159H218V155H219V152L222 148H224V144ZM31 144V142H30ZM49 144V143H48ZM59 145H63L64 144V141H61L60 143H58ZM110 144V143H109ZM108 144V145H109ZM132 144V143H131ZM137 144L139 145L140 142ZM167 144V142H166ZM30 145V146H32ZM51 145V144H50ZM54 144H52V147H53ZM60 145V146H61ZM115 145V144H114ZM112 145L111 143V146H114ZM117 145V144H116ZM115 145V146H116ZM135 145V144H134ZM34 146H37L36 145H33L32 147ZM47 146V145H46ZM49 146V145H48ZM119 145H117L118 147ZM144 146H147V143L144 145ZM154 146V144H153ZM55 147V146H54ZM58 147V146H56ZM110 147V146H108ZM178 147H181V151L179 150ZM35 148V147H34ZM34 148H30L29 150L33 149ZM37 148V147H36ZM49 148V147H48ZM47 148V149H48ZM61 148V147H59ZM83 148V149H82ZM114 148V147H113ZM135 147H133L134 149ZM138 148V147H137ZM145 148V147H144ZM149 148V147H148ZM153 148V147H152ZM162 148V146H161ZM51 149V148H50ZM108 149V148H107ZM106 149V150H107ZM116 149V148H115ZM114 149V150H115ZM122 149V147L120 148V150ZM132 149V148H131ZM139 149V148H138ZM150 149V148H149ZM36 151L39 150V149H35ZM44 150V149H43ZM53 150V149H52ZM90 150V149H89ZM94 150V149H93ZM105 150V151H106ZM111 150V149H110ZM135 150V149H134ZM153 150V149H152ZM6 151V150H5ZM42 151V150H41ZM40 151V152H41ZM47 151V150H46ZM49 151V149H48ZM47 151V152H48ZM130 152V150H128ZM127 151V152H128ZM163 151V150H162ZM250 151V150H249ZM29 152V151H28ZM31 152V151H30ZM47 152L45 153V155L47 154ZM51 152V150H50ZM86 152H87V149H86ZM90 152V151H89ZM108 152V151H107ZM110 152V151H109ZM112 152V151H111ZM136 152V150H135ZM161 152V150H160ZM159 152V153H160ZM6 153V152H5ZM34 153V151H33ZM37 153H39L37 151ZM49 153V152H48ZM57 153V152H56ZM85 153V152H84ZM91 153V152H90ZM100 153V152H99ZM116 153H117V150H116ZM133 153V152H132ZM202 153H204V151H202ZM21 155H19L18 158H11L10 155L8 157V160L6 161L1 159L0 160V165L2 166V174H3V177L4 179L2 181H0V191L4 192L5 193V200L8 199V202L14 198H12L11 196V199H10V195L8 192H10L11 190H13V192L17 195H20V197H23L24 195V191L25 190H28L29 191V186L30 184L28 182H26V178L24 180V177L23 175H21V178L18 180V181H15V183L13 184V189H11V176H14V175H18L17 172H15L16 170L18 172H21L22 173L24 172V170L20 169L22 165H20V158L23 159L24 155L25 157L24 158H29V156L26 157V154L22 155V153H20ZM35 154V153H34ZM34 154L32 157H34ZM42 154V153H41ZM86 154V153H85ZM92 154V153H91ZM106 154V153H105ZM129 154V153H128ZM137 154V152H136ZM139 154V152H138ZM141 154V153H140ZM145 154V153H144ZM166 154V152H165ZM246 154V153H245ZM249 154V153H248ZM37 157H41V156H38V154H36ZM35 155V156H36ZM51 155V154H50ZM70 155V153L68 154ZM82 155V154H81ZM89 154L87 153V156ZM109 155V154H108ZM106 157V160L104 162V168H106L108 170V167L111 166L110 170L113 171V165L110 163V162H115L116 165L115 167H122L123 168V164L121 165L120 164V160L122 159V162L123 163V158L121 157L120 158V155H119V158H115L112 160V158H110V156ZM114 155V154H113ZM124 155V156H125ZM130 155V154H129ZM128 155V156H129ZM133 155V154H131ZM205 155V154H203ZM202 155V156H203ZM250 155V154H249ZM6 156V155H4ZM3 156V157H4ZM14 156V155H13ZM75 156V155H74ZM78 156H75L76 158ZM95 156V154L93 155ZM115 156V155H114ZM127 156V155H126ZM149 156V157H148ZM240 157V156H239ZM43 158H44V155H43ZM42 158V159H43ZM81 158V157H79ZM98 158V157H97ZM141 158H146V156L144 157H141ZM205 158V157H203ZM202 158V159H203ZM31 159V157H30ZM46 159V158H45ZM57 159V158H56ZM75 159V158H74ZM83 159V158H82ZM87 159V158H86ZM91 159V158H90ZM93 159V158H92ZM100 159V158H99ZM201 159V160H202ZM208 159V158H207ZM28 159H24V166H27L29 165V161H27ZM36 160V159H34ZM39 160V159H38ZM81 160V159H79ZM115 160V161H114ZM126 160V161H125ZM125 166L128 165L130 162L127 161V158H125ZM200 160V161H201ZM209 160V159H208ZM32 161V160H31ZM45 161V160H43ZM87 161V160H85ZM90 161V160H89ZM88 161V162H89ZM94 161V160H93ZM109 161V163H108ZM181 161V163H180ZM205 161V160H204ZM35 162V161H34ZM46 162V161H45ZM43 162V163H45ZM78 160L74 163V164H78ZM179 162V163H178ZM202 162V161H201ZM259 162V161H258ZM258 162L256 164V166H259L258 165ZM33 163V161H32ZM40 163V162H39ZM42 163V162H41ZM91 163V162H90ZM209 163V164H210ZM227 164L226 166H223V164ZM241 163V164H240ZM36 164V162H35ZM56 164V162H55ZM120 164V165H119ZM203 164V163H202ZM207 163V165H209ZM33 165V164H32ZM38 167L39 164H37ZM41 165V164H40ZM43 165V164H42ZM95 165V164H94ZM119 165V166H118ZM179 166V169L178 171H176V166ZM206 166V164H203ZM217 165V164H216ZM261 165V164H260ZM34 166V165H33ZM32 166V167H33ZM57 166V165H56ZM96 166V165H95ZM101 166V165H100ZM129 166V165H128ZM26 167V168H27ZM42 167V166H41ZM45 168V165L43 166ZM53 167V165L51 166ZM119 167V169H120ZM130 167V166H129ZM203 167V166H202ZM210 167V166H209ZM35 168V166L33 167V169ZM37 168V167H36ZM43 168V169H44ZM47 168V167H46ZM45 168V169H46ZM49 168V167H48ZM65 168V167H64ZM91 168V167H89ZM92 168L94 169H90L91 171L95 170V167L92 166ZM100 168V167H99ZM212 168V167H211ZM259 168V167H257ZM255 167V169H257ZM263 168V167H262ZM29 169V168H27ZM26 169V170H27ZM42 169V168H41ZM51 169V168H50ZM213 169V168H212ZM63 170V169H62ZM97 170V169H96ZM95 170V171H96ZM204 170V169H202ZM211 170V169H210ZM258 170V169H257ZM33 171V170H32ZM44 171V170H43ZM56 171V170H55ZM101 171V170H100ZM252 172V170H250ZM260 171V170H259ZM1 172V171H0ZM34 172V171H33ZM32 172V173H33ZM36 172V171H35ZM51 172V171H50ZM53 172V170H52ZM57 172V171H56ZM78 173H80L81 171H76ZM104 172V171H103ZM114 172H117L115 169H114ZM207 172V171H206ZM218 172V173H217ZM261 172V171H260ZM22 173H19V174H22ZM28 173V172H27ZM31 173V172H30ZM58 173V172H57ZM74 173V172H73ZM96 173H99L98 171ZM110 173V172H109ZM108 173V174H109ZM163 173V172H162ZM165 173V171H164ZM185 173H187L188 175V178L186 179V181H184V179L187 177L185 176L184 178V175ZM45 174V171L44 173ZM52 174V173H51ZM50 174V175H51ZM76 174V173H75ZM81 174V173H80ZM94 174V172H93ZM100 174V173H99ZM202 174V176L200 175ZM49 175V173H48ZM49 175V176H50ZM63 175V174H61ZM115 175V174H114ZM163 175V174H162ZM204 175V176H203ZM2 176V175H1ZM30 176V175H29ZM47 176V174H46ZM55 176V175H54ZM57 176V174H56ZM59 176V175H58ZM81 176V175H80ZM100 176L102 177V174H100ZM147 176V177H146ZM2 177V178H3ZM20 177V176H19ZM35 177V176H34ZM61 177V176H60ZM65 177V176H64ZM63 177V178H64ZM82 177V176H81ZM252 177V176H251ZM38 180H39V176L37 177ZM42 178L44 179V176H42ZM47 178V177H46ZM49 178H52V177H48ZM58 178V177H57ZM73 178V177H72ZM84 178V177H83ZM99 178V177H98ZM104 177H102L101 179V182L103 180ZM107 178V177H106ZM112 178V177H111ZM191 178V180H192ZM201 178V179H203ZM30 179V178H29ZM32 179V177H31ZM30 179V180H31ZM42 179V181H43ZM100 179V178H99ZM159 179V180H160ZM162 179H164L162 177ZM196 179V178H195ZM200 179V181H201ZM248 179V180H247ZM24 180V181H23ZM34 180V179H33ZM50 180V179H49ZM66 180V179H65ZM206 180H209L206 179ZM257 182V178L255 179ZM259 180V178H258ZM36 182V180H34ZM34 181L32 182V184L34 183ZM41 181V182H42ZM105 181V179L103 180V182ZM109 178L106 179L105 183L101 184L100 188L98 189L99 195H97V197L94 199H97L99 198L100 196H103L104 194L106 195L107 193H105V189L107 188V183H109ZM115 181V180H114ZM161 181V180H160ZM167 181V180H166ZM178 181V182H179ZM194 181V180H192ZM190 181V182H192ZM203 181V180H202ZM214 181V183H213ZM23 182H26V183H23ZM45 182V181H44ZM72 183H74V181L72 180L71 181ZM117 182V181H116ZM149 182V181H148ZM147 182V186H152V184H150L151 182H149L148 184ZM159 182V181H158ZM157 182V183H158ZM254 182V183H255ZM261 182V181H260ZM258 181V183H260ZM37 183V182H36ZM82 184L83 181L81 182ZM113 183V182H112ZM115 183V182H114ZM118 183V182H117ZM161 183V182H160ZM162 183H163V180H162ZM194 183H200L199 182V178H198V181L194 182ZM263 183V182H261ZM35 184V183H34ZM69 184V183H68ZM85 184H89V186L91 185L89 182H85ZM84 184V185H85ZM202 184V182L200 183ZM217 184V183H216ZM66 185H67V182H66ZM65 185V186H66ZM110 185V184H109ZM145 185V187H146ZM179 185V184H178ZM192 185V184H191ZM196 185V184H195ZM207 185V184H205ZM203 184V186H205ZM255 185V184H254ZM35 186V185H34ZM44 186V185H42ZM40 184H36V188L40 189L42 187ZM70 186V185H69ZM68 186V188H70ZM87 186V187H89ZM154 186L152 189H154ZM159 186V185H158ZM158 186H156L158 188ZM162 186V185H161ZM166 186V185H165ZM193 186V185H192ZM191 186V187H192ZM201 187L200 188H204V187ZM244 186V187H245ZM260 186V184H259ZM46 187V185H45ZM50 187V186H49ZM48 187V188H49ZM85 187V186H84ZM83 186H81V189L84 188ZM92 187V186H90ZM164 187V186H162ZM166 187V188H167ZM180 187V186H179ZM190 187V186H189ZM194 187V186H193ZM196 187H198L196 185ZM195 187V188H196ZM243 187V188H244ZM66 188V187H65ZM67 188V190H68ZM147 188V187H146ZM146 188H144L146 190ZM150 188V187H149ZM155 188V189H157ZM161 188V187H159ZM158 188V189H159ZM173 188V187H172ZM218 188V189H219ZM33 189V188H32ZM31 189V191H32ZM44 189V188H43ZM108 189H109V186H108ZM108 189L106 191H108ZM112 189H111V192H112ZM116 191H115V190ZM151 189V191H152ZM155 189L153 191V194L155 192ZM189 189V188H188ZM192 189V188H191ZM228 189V191H230ZM47 190V189H46ZM66 190V191H67ZM73 190V189H72ZM85 191L89 190L91 191L89 188L86 190L84 189ZM122 190V192H121ZM143 190V191H145ZM148 191H150V189L147 188ZM162 190V189H161ZM196 190V189H195ZM199 190V188H198ZM201 190V189H200ZM199 190V191H200ZM214 190V191H213ZM217 190V189H216ZM242 190V188H241ZM244 190V189H243ZM252 190V189H251ZM55 191V190H54ZM69 191V190H68ZM75 191V189H74ZM82 191V190H81ZM110 191V189H109ZM108 191V192H109ZM132 191V192H131ZM142 191V192H143ZM150 191V192H151ZM157 191H160V190H157ZM164 191V190H163ZM204 191V190H202ZM219 191V190H217ZM262 191V190H260ZM259 189L258 188H255L253 189V194H251V197L250 198H255V196L257 195V193H260ZM35 193V191H33ZM38 193V191H36ZM47 192V191H46ZM73 192V191H72ZM78 192V191H77ZM93 192V191H91ZM110 192V193H111ZM168 192V191H167ZM183 192V191H182ZM192 193V191H190ZM220 192V191H219ZM218 192V193H219ZM223 192V191H222ZM225 192V191H224ZM264 191H262L263 193ZM95 193V192H94ZM113 193V192H112ZM140 193V194H138ZM144 193V192H143ZM195 193V192H194ZM197 193V192H196ZM245 193V192H244ZM13 194V193H12ZM57 194V193H56ZM96 194V193H95ZM113 194V196H114ZM128 194V193H127ZM135 194L133 196H135ZM156 194V193H155ZM184 194V193H183ZM220 194V193H219ZM222 194V193H221ZM230 194V193H229ZM35 195H37L35 193ZM38 195H41V194H38ZM45 195V194H44ZM55 195V193H54ZM88 195V194H87ZM126 195V194H125ZM125 195H123L125 197ZM145 194H143L144 196ZM150 195H152V193H150ZM218 195V194H216ZM233 195V194H232ZM14 196V194H13ZM57 196V195H56ZM65 196H68V195H65ZM85 196L86 195H82L81 194V198H80V195H79V198L82 200L81 203H79V207H82L83 206V201H85L86 203V200H85ZM108 196V195H107ZM112 197V194L110 195ZM122 194H121V197L123 198ZM142 196V195H141ZM143 196H142V199H143ZM213 196V195H212ZM212 196L209 195V198H211ZM250 196V195H249ZM53 197V196H52ZM58 197V196H57ZM116 197V196H115ZM120 197V198H121ZM154 197V196H153ZM174 197V196H173ZM183 197V195H182ZM215 197V195H214ZM212 197V198H214ZM224 197V196H223ZM237 197V196H236ZM261 197V196H259ZM19 198V197H18ZM16 198V199H18ZM29 198V197H28ZM44 198V197H43ZM51 198V197H49ZM87 198V197H86ZM90 198V197H89ZM92 200H93V197H91ZM106 197H103V199H105ZM108 200H110L109 197H107ZM106 198V199H107ZM119 198V200H120ZM127 198V197H126ZM125 198V200H126ZM133 198V197H132ZM131 196L129 197V199H132ZM229 198V196H228ZM232 199V197H230ZM235 198V197H234ZM233 198V199H234ZM30 199V198H29ZM35 199V198H34ZM42 199V198H41ZM47 199V198H46ZM102 199V198H101ZM102 199V200H103ZM114 199V197H113ZM138 199V198H136ZM133 200V201H128L126 202V204H128L130 207L131 206H134V205H138V203L142 202V199L139 198L138 200ZM155 199V198H154ZM173 199V198H172ZM183 199V198H182ZM184 199H185V196H184ZM231 199H230V202H231ZM238 199V197H237ZM257 199V198H255ZM25 200V199H24ZM33 200V199H32ZM43 200V199H42ZM55 200V199H54ZM61 200V199H60ZM89 200V199H87ZM123 200V199H122ZM122 200H120L122 202ZM122 202V204L124 203V201ZM210 200V199H208ZM228 200V199H227ZM239 200V199H238ZM263 200V198L261 199ZM260 200V201H261ZM1 201V200H0ZM19 201V200H18ZM23 201V200H22ZM58 201V200H57ZM56 201V202H57ZM111 201V200H110ZM116 201V200H115ZM212 201V200H210ZM229 201V200H228ZM5 203V204H8ZM30 202V201H28ZM35 202H38V201H35ZM43 202V201H42ZM97 202V200L95 201L94 200V203ZM112 202V201H111ZM110 202V203H111ZM184 202V201H183ZM209 202V201H208ZM225 202V201H224ZM240 201H238L239 203ZM23 203V202H22ZM109 203V202H108ZM107 203V205H108ZM113 203V202H112ZM156 203V202H155ZM211 203V202H210ZM210 203H208L209 205H211ZM232 203V202H231ZM234 205H235V202L233 201ZM237 203V206H239V204ZM246 203V202H245ZM260 203V202H259ZM263 203V202H262ZM18 203H16L17 205ZM39 204V202L37 203ZM36 204V205H37ZM59 204V203H58ZM88 204V203H87ZM85 204V205H87ZM90 204V203H89ZM88 204V205H89ZM91 204L94 206L93 202H91ZM90 204V205H91ZM118 204V202H117ZM121 204V203H120ZM118 204V205H120ZM141 204V203H140ZM175 204V202H174ZM207 204V203H206ZM230 204V203H229ZM4 205V204H3ZM9 205V204H8ZM33 205V204H32ZM48 207L52 210V205H53V201H51V199H49L47 201V204ZM113 206V204H111ZM205 205V203H204ZM243 205V204H242ZM264 204H262L261 207H264L263 206ZM6 206V205H5ZM15 206V205H14ZM30 206V205H29ZM44 206V205H43ZM60 206V205H59ZM62 206V205H61ZM93 206H90V207H93ZM110 205H108L109 207ZM117 206V205H116ZM223 206V205H222ZM236 206V205H235ZM236 206V207H237ZM47 207V208H48ZM84 207V206H83ZM89 207V208H90ZM95 207V206H94ZM93 207V208H94ZM138 207V206H136ZM168 207V206H167ZM176 207V206H175ZM183 207V206H182ZM209 207V206H208ZM225 207V206H224ZM223 207V209H224ZM241 207V205L239 206ZM38 208V207H37ZM59 209L60 208H57V206H55L53 209ZM97 208V206L95 207V209ZM112 208V207H110ZM117 208V207H116ZM115 208V209H116ZM121 208V207H120ZM156 208V207H155ZM234 207H232L231 209H233ZM244 208V206L242 207ZM240 208V209H242ZM246 208V207H245ZM63 209V208H62ZM72 209V208H71ZM113 209H114V206H113ZM131 208H125V210H128ZM137 209V208H136ZM163 209V208H162ZM206 209L205 211H209L206 207L204 208L203 207V210ZM212 209V208H211ZM210 209V211H212ZM226 209V208H225ZM229 209V208H228ZM247 210H250L248 208H246ZM260 209V208H259ZM18 210V208H17ZM32 210V209H31ZM94 210V209H93ZM97 210V209H96ZM129 210V211H130ZM133 210V209H132ZM160 210V209H159ZM235 210V209H234ZM233 210V211H234ZM243 210V209H242ZM252 210V209H251ZM250 210V211H251ZM37 211V210H35ZM50 211V210H49ZM58 211H53V215H52V218L54 220V223H55V220H57V218L59 217L58 216ZM65 211V210H64ZM80 212V210H78ZM88 211V210H87ZM95 211V210H94ZM112 211V210H111ZM121 211H123L121 209ZM137 211V210H136ZM164 211V210H163ZM216 211V210H215ZM235 211H238L236 214L239 215V212H242V211H239V209L235 210ZM260 211V210H259ZM261 211L264 212V210L262 209ZM78 212V213H79ZM82 212V211H81ZM86 212V211H85ZM96 212V211H95ZM115 212V210L113 211V213ZM132 212V211H131ZM134 212V210H133ZM162 212V211H161ZM176 212V211H175ZM224 212V211H223ZM231 212V211H230ZM256 212V211H255ZM32 213V212H31ZM51 213V212H50ZM60 213V212H59ZM63 212H61L62 214ZM83 213V212H82ZM90 213H91V210H90ZM99 213V212H98ZM125 213V212H124ZM212 213V212H210ZM232 213V212H231ZM251 213H253L251 211ZM260 213V212H259ZM30 214V213H29ZM65 214V213H64ZM63 214V215H64ZM68 214H70L68 212ZM72 214V213H71ZM70 214V215H71ZM89 214V213H88ZM87 214V215H88ZM92 214H94L92 212ZM92 214H90V216H92ZM119 214V213H118ZM157 214V213H156ZM166 214V213H165ZM202 214H205L204 212H202ZM215 214V212H213V215ZM227 214V213H226ZM245 215V217H242L241 214H240V218L242 219H237V221L240 222V220L242 221L240 222L241 225L244 224V221H245V224H244V228H246L247 230V234L246 236L247 237H257V236H254V234H252V229L250 226V224H248L249 222L251 221H248L250 218V212L249 213H246L244 212L243 213ZM62 215V219L64 218V216ZM98 215V214H97ZM96 215V216H97ZM114 215V214H113ZM133 215V214H132ZM131 215V216H132ZM211 216V214H209ZM227 215H231L230 213L227 214ZM232 215H235L234 212ZM243 215V216H244ZM256 215V214H255ZM254 215V216H255ZM260 215V216H259ZM262 215L263 213L261 214H258V217H261V219L259 218L257 221L260 222L261 224V231H262V234H258L260 235V237H263L264 238V215H263V218H262ZM29 216V215H28ZM31 216V215H30ZM69 218L68 215H65ZM80 216L82 217V214H80ZM89 216V215H88ZM95 216V217H96ZM120 216V215H119ZM123 217L126 216V215H122ZM129 217H131L130 215H128ZM203 217V215H201ZM199 216V217H201ZM208 216V217H210ZM218 216V215H217ZM221 216V215H220ZM252 216V215H251ZM33 217V216H32ZM66 217V218H67ZM81 217L78 216V219H80ZM85 214L82 218H85ZM93 216V218H95ZM99 217V216H98ZM122 217V218H123ZM128 217V218H129ZM133 219L135 218V216H132ZM138 216H136L137 218ZM165 217V216H164ZM214 217V216H213ZM219 217V216H218ZM227 217V216H226ZM231 216H229L230 218ZM239 217V216H237ZM257 217V216H256ZM63 219L64 220H66ZM118 218V217H117ZM121 218V217H120ZM126 218V217H125ZM139 218V217H138ZM141 218V217H140ZM157 218V217H156ZM204 219L203 220H206L207 218L204 216L203 217ZM206 218V219H205ZM220 218V217H219ZM218 218V219H219ZM252 218V217H251ZM254 218V217H253ZM59 219V218H58ZM69 219H72V218H69ZM67 219V220H69ZM160 219V218H159ZM202 219V218H201ZM216 218L212 219L213 221L215 220ZM236 219V218H235ZM244 219V220H243ZM257 218H255L256 220ZM66 220V223L68 222ZM122 220V219H121ZM124 220H127V219H124L123 218V221ZM142 220V218H141ZM211 220V221H212ZM223 220V219H222ZM230 220V219H229ZM254 220V219H253ZM261 220H263L261 222ZM60 221V219H59ZM78 221V220H77ZM83 221V219H82ZM85 221V220H84ZM118 221V220H116ZM120 221V220H119ZM118 221V222H119ZM128 221V220H127ZM131 222V220H129ZM135 221V220H134ZM160 221V220H159ZM231 221V220H230ZM235 220V222H237ZM57 222V221H56ZM76 222V221H74ZM232 222V221H231ZM230 222V224H231ZM256 221H254L255 223ZM61 223V222H60ZM60 223L58 222V224L60 225ZM117 223V222H116ZM122 225L125 224L126 222H121ZM140 223V222H139ZM142 223V222H141ZM205 223V222H204ZM208 223V222H206ZM205 223V224H206ZM213 223V222H212ZM216 222L213 223V225L215 224ZM253 223V224H254ZM130 224V223H129ZM217 224V223H216ZM226 224V223H225ZM239 224V223H238ZM237 223L234 225H237V229L240 228L242 226L239 227ZM248 224V226H247ZM207 225V224H206ZM218 225V224H217ZM256 225V224H255ZM56 226V225H55ZM83 226V225H82ZM128 226V225H127ZM203 228L205 227V225H202L200 224L199 226L197 227H202ZM212 227V225H209ZM221 226V224L219 225ZM259 226V225H258ZM62 227V226H61ZM64 227V226H63ZM67 227V226H66ZM124 227V226H123ZM131 227V225H130ZM196 227V228H197ZM215 227V226H214ZM229 227H232V224L231 226ZM242 227V228H243ZM255 227V226H254ZM59 227L57 226V229ZM65 228V227H64ZM136 228V227H135ZM210 228V227H209ZM216 228V227H215ZM243 228V229H244ZM256 229L258 228L257 226L255 227ZM56 229V231H57ZM62 229V228H61ZM128 229V228H127ZM202 229V228H200ZM199 229V230H200ZM212 229H214L212 227ZM211 229V231H212ZM234 229L236 228H233L231 229V231H229V234L227 232H225V234H228V235H221V231L219 233L220 237H224L223 238H220L221 242L220 245L222 244L223 246L222 249H219L217 248V246H215L219 252L218 254V258H217V261L215 260L214 262H216V264H245V251L246 249L249 247H245V245L243 244L244 241L242 240V242L240 240H236V241H233V238L232 237H235L234 235ZM260 229V227H259ZM60 231V228L58 229ZM125 230V228H124ZM132 230V229H130ZM129 230V231H130ZM196 230V229H195ZM198 230V229H197ZM205 230V228H204ZM210 230V229H209ZM215 230V229H214ZM218 230V229H217ZM216 230V231H217ZM226 230V229H225ZM245 230V229H244ZM255 230V229H254ZM63 231V230H61ZM74 231V230H72ZM76 231V230H75ZM74 231V232H75ZM200 231H203V230H200ZM227 231V230H226ZM239 231V230H238ZM237 231V232H238ZM243 231V230H242ZM257 231V232H258ZM126 232V231H124ZM192 232V231H191ZM199 232V231H197ZM204 232V231H203ZM213 232V231H212ZM215 232V231H214ZM59 233V232H58ZM57 233V234H58ZM62 233V232H61ZM76 233V232H75ZM127 233V232H126ZM202 233V232H201ZM200 233V235H201ZM210 233V231H209ZM224 233V232H223ZM222 233V234H223ZM60 234V233H59ZM58 234V235H59ZM134 234V233H133ZM143 234V233H142ZM199 234V233H198ZM197 234V235H198ZM212 234V237H217L215 236V234L211 233ZM235 234H240V233H236ZM136 235V234H135ZM214 235V236H213ZM217 235V234H216ZM242 235V234H241ZM241 235H237V236H241ZM60 236H62V234H60ZM147 236V235H146ZM203 237V235H201ZM122 237V236H120ZM199 237V236H198ZM209 237V236H208ZM219 237V236H218ZM226 237V238H225ZM245 237V236H244ZM259 237V236H258ZM242 238V237H241ZM248 238V239H249ZM223 239V240H222ZM236 239V238H235ZM245 239V238H244ZM251 239V238H250ZM249 239V240H250ZM218 240V241H220ZM248 240V242H249ZM252 240V239H251ZM246 242V241H245ZM253 247L251 249V254L255 255L256 256V253L257 251H259L260 248H262V251L261 254H260V257H262L263 259V263H264V242H262V247H259L258 249V242H256V240L253 239V242H251ZM249 244V243H248ZM249 245V246H250ZM260 245V244H259ZM248 246V245H246ZM247 249V250H248ZM258 249V250H257ZM250 250V249H249ZM215 251V252H216ZM221 251V253H220ZM259 251V252H260ZM249 253V251H248ZM247 253V254H248ZM248 254L247 256L251 255V254ZM216 254V253H215ZM259 254V253H258ZM233 256V257H232ZM234 256H235V259H234ZM216 257H217V254H216ZM216 257L213 256V258L215 259ZM254 257V256H253ZM258 257V255L256 256ZM255 257V259H256ZM212 258V257H211ZM213 259V260H214ZM252 259V258H250ZM254 259V258H253ZM261 260V259H260ZM251 261V262H250ZM210 262L213 264L212 262V259L210 260ZM247 262V261H246ZM248 262L252 263V260H249ZM247 262V263H248ZM246 263V264H247ZM255 264V262H253Z\"/></svg>",
  "mask_w": 264,
  "mask_h": 264
}]
</instances>
